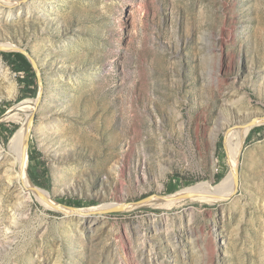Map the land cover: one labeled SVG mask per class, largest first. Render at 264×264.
Wrapping results in <instances>:
<instances>
[{"label": "rangeland", "instance_id": "1", "mask_svg": "<svg viewBox=\"0 0 264 264\" xmlns=\"http://www.w3.org/2000/svg\"><path fill=\"white\" fill-rule=\"evenodd\" d=\"M7 1L0 45L29 54L40 86L20 101L0 55V144L29 119L2 117L28 100L25 173L56 204L192 193L230 174L229 130L242 152L237 192L214 195L227 201L89 216L22 198L0 162V264H264V130L239 141L264 115V0Z\"/></svg>", "mask_w": 264, "mask_h": 264}, {"label": "bare ground", "instance_id": "2", "mask_svg": "<svg viewBox=\"0 0 264 264\" xmlns=\"http://www.w3.org/2000/svg\"><path fill=\"white\" fill-rule=\"evenodd\" d=\"M0 6L3 8H10L13 7V5L7 1V0H0ZM6 71L3 69V67L0 64V78H5ZM1 100V99H0ZM29 101H23L19 105H16L13 111H10V113L5 117V119L17 121L18 120V114L19 113H24L26 116L30 115L33 111L29 110ZM245 125V124H244ZM22 126L19 127V131L16 133V135L12 138V140L9 142L7 147H3L0 144V162L6 161L10 162V168L7 170V175H8V181H16L19 183V188L18 190L20 191L19 194L23 198L27 196V198H30L29 193L26 192V190L30 187L29 180L27 178V175L25 173V163L23 159V143H24V136H25V125L23 128ZM21 128V129H20ZM241 129L247 130L245 136H243L239 141L243 143V141L246 139V136L248 135L250 129L249 127L245 126H240ZM235 130L237 128H234ZM237 133H240V131H236ZM235 131L233 129L229 130L225 137L224 140L226 139V154L227 157L230 161V166L234 167L237 163L238 155L241 151L235 148L233 144V138H234ZM18 156L21 157V164H20V169L22 175L19 174V172L16 170L18 164H19V159ZM24 174V175H23ZM234 187L233 183V178L231 173L228 174L222 181H220L217 185L215 186H210L207 184H200L197 186H193L189 188L188 190L191 191L193 194L200 195V196H206V195H226L227 193L231 192L232 188ZM39 192L46 198L50 199V196L48 195L47 192L43 190H39ZM234 192V189H233ZM231 193V195L233 194ZM36 194V193H35ZM179 194V193H178ZM230 195V196H231ZM229 196V197H230ZM197 199H203L202 197H198L193 200ZM174 202H168L165 204H173ZM109 205L112 206V204H105L103 206H100V209L106 208ZM174 205V204H173ZM99 209V207H98Z\"/></svg>", "mask_w": 264, "mask_h": 264}, {"label": "water", "instance_id": "3", "mask_svg": "<svg viewBox=\"0 0 264 264\" xmlns=\"http://www.w3.org/2000/svg\"><path fill=\"white\" fill-rule=\"evenodd\" d=\"M18 3H22L25 0H17ZM0 52L2 53H7V52H16V53H20L23 56H25L27 58V60L29 61V63L31 64V66L33 67L37 79H38V85L40 86V81H39V73L37 71V66L34 62V60L29 56V54L21 49L15 48V49H11L8 47H4L0 45ZM14 109V108H12ZM10 111H13V110ZM10 111L7 112V114L5 116H3L2 118H5ZM247 127H249L250 130H252L255 127H260V126H264V115H255L253 118H251L250 120L247 121V123L245 124ZM31 127H32V117H30L27 122L25 123V136H24V143H23V161L24 163L27 161V151H28V146H29V138H30V132H31ZM241 151L239 152L238 155V159H237V163L239 162V158L241 156ZM237 163L234 167H230V173L232 175L233 178V183H234V192H237V188L239 185V170H238V166ZM28 178V177H27ZM29 183H30V187L28 188L29 192H33L36 193L39 198H41L42 200H44L49 206H51L53 209L59 211V212H66L67 210L70 211L73 214L76 215H80V216H89V215H107V214H112V213H119V212H125L128 211L136 206H142V205H147V204H156V203H168V202H175V201H180V200H193L196 199L198 197H202V198H207V199H211L213 201L216 202H224L229 200L230 197L228 198H224V199H217L216 196L214 195H206V196H200V195H196V194H192V193H184V194H173V195H167V196H147L146 198L141 199L138 202L135 203H122V204H113L112 206L100 209V210H95V209H89V210H82V209H76V208H72V207H63L60 206L58 204H56L55 202H53L51 199H46L40 192L39 189L37 187H35L31 180L28 178Z\"/></svg>", "mask_w": 264, "mask_h": 264}, {"label": "trees", "instance_id": "4", "mask_svg": "<svg viewBox=\"0 0 264 264\" xmlns=\"http://www.w3.org/2000/svg\"><path fill=\"white\" fill-rule=\"evenodd\" d=\"M0 55L2 56L4 63L15 74L18 75L17 81L21 89V96L19 100L21 101L28 97L35 98L39 85L36 73L27 58L22 54L16 52H0ZM255 130H264V126L253 128L250 134H252V132H254ZM219 148H221V145H219ZM33 171V173H29V179L31 180L32 184L39 188L43 187L44 184L41 183V176L36 174V170Z\"/></svg>", "mask_w": 264, "mask_h": 264}]
</instances>
